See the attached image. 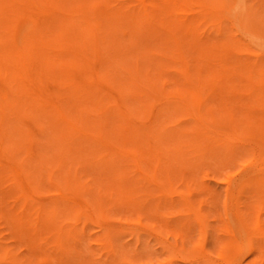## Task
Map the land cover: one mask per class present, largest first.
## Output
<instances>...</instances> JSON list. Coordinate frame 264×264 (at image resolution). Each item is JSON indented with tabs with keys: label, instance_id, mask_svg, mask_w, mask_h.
<instances>
[{
	"label": "rangeland",
	"instance_id": "374dc122",
	"mask_svg": "<svg viewBox=\"0 0 264 264\" xmlns=\"http://www.w3.org/2000/svg\"><path fill=\"white\" fill-rule=\"evenodd\" d=\"M197 1L201 0L189 1V12L185 8L188 7L187 2L181 3H186L183 7L190 16L198 8L195 7ZM125 2L128 4V0ZM129 2L130 5L136 0ZM223 2L226 7L221 10ZM203 4V14L195 13L196 18L190 17V24V20L182 18L184 24L190 25L184 43L195 46L204 42L213 48L209 49L214 50L207 51L208 57L216 53L213 55L216 59L220 54H226L236 64L238 61H249L251 65L258 61L256 66L264 70V0H203ZM44 7V3L40 4V8ZM191 7L195 9L191 11ZM29 12L33 17H41L42 14L40 9ZM9 14L0 0L2 44L7 49L13 48L15 57L18 56V66H15L14 62L12 64L6 60L4 46H0L2 245L22 258L19 260L25 264H264V196L258 194L259 190L255 191L251 187L253 190L249 189L255 191L251 193L245 188L247 186L242 189V183L236 190L241 189L245 194L235 195L236 190L230 188L233 193L229 190V184L221 180L223 171L216 166L220 159L207 158L210 160L202 164L200 160L190 162L186 159L189 154L168 157L157 167L160 183H170L176 191L170 199L165 198L164 194L160 198L162 192L159 193L155 188V191L151 190L153 186L150 187L145 179L130 183V177L134 175L130 160L127 166L122 167L123 158L102 147L94 137L118 144L119 137L111 130L114 123L109 111V106L119 101L117 91L103 87L100 94L106 96L102 97L103 106L98 107L93 96L86 98L97 83L95 79L77 74L73 75L74 78H65L61 66L54 62L40 66L38 56L43 51H39L38 41L33 42V47L22 46L17 38L14 46L13 26L21 24V16L9 17ZM117 21L121 25V22L127 25L132 21L128 27L123 24L126 27L124 30H118L125 33L126 37L133 31L137 34L140 28L145 30H142L144 34L147 33L146 27L139 26L135 22L137 19L131 15H125ZM112 32L114 30H110L113 38L118 39L117 34ZM133 35L126 40L135 41L137 37ZM153 40L148 34L142 41L151 45ZM226 40L236 46L229 51L232 55L227 53L231 45ZM143 42L137 43L145 47ZM220 43L224 48L218 47ZM195 63L202 77L211 78L213 92L207 103L215 108L241 106L237 115L240 124H260L258 121L264 118L260 116L264 115L261 114L264 111L255 112L260 110L259 105L255 106L256 110L251 107L260 100V106L264 105V99L261 98L264 95L259 97L257 93L256 98L260 99L258 101L255 98L253 103L252 95H246L248 89H245L246 94L242 91L248 85L249 89L255 85L261 88L259 84L264 82L258 83L256 79L262 80L264 74L261 73L264 71L259 68L252 70L251 67L254 72L261 71V76L252 72L256 80L252 82L256 84H251L247 68L243 70L233 66L235 63L230 64L236 71L246 75L247 84L241 79V87H238L239 84L236 89L232 84L237 78L232 82H219L215 72L220 68H214L213 72L205 62ZM107 69L110 77L119 74L115 69ZM71 82L77 84L72 86ZM127 98L131 99L130 95ZM84 106L86 108L83 111ZM244 108L250 110L249 113ZM59 111L72 119L78 130H86L90 136L84 138L75 129L66 127ZM252 112L260 115H250ZM97 118L109 119L97 125L94 123ZM2 132L4 135H1ZM144 145V142L140 143L136 149L128 145L126 149L142 153ZM150 165L152 170L156 167L153 161ZM252 166L248 171L258 169L259 162L255 161ZM240 174L243 176L245 172ZM241 175L237 181L241 180ZM135 177L140 178L137 175ZM249 181L245 183L248 187L251 186ZM232 184L234 189L239 187L235 186L234 180ZM233 195L241 197L237 199L240 205H235L237 202ZM54 198L56 202H47ZM187 205L191 206L190 210ZM194 211L201 217H197L199 215Z\"/></svg>",
	"mask_w": 264,
	"mask_h": 264
},
{
	"label": "bare ground",
	"instance_id": "6f19581e",
	"mask_svg": "<svg viewBox=\"0 0 264 264\" xmlns=\"http://www.w3.org/2000/svg\"><path fill=\"white\" fill-rule=\"evenodd\" d=\"M2 1L7 9V13H10L9 17L16 16L18 18L21 16V24L17 26L15 24L13 26L12 38L14 46L17 42V38L20 39L22 46L30 45L33 47V42L38 41L40 44L39 51H43V54L38 56L40 66H46L54 62V64H59L61 66L62 76L65 78H74L73 75L77 74L85 78L95 79L97 83L92 87V90L89 91L86 98H88V96H93L95 98L93 101L98 107L103 106V98L106 96V94L103 96L100 94L103 87L115 89L117 91L119 101L114 106H109V111L111 112V119L114 123V127L111 126V130H113V134L117 136V138L119 137L118 144H114L111 140L94 137L102 147L109 149L114 154H119L123 158L121 163L122 167L127 166V161L130 160L131 172H134V175H131V177L133 178L134 176V178L132 180L130 177V183H134L135 180L140 181L141 179H145L146 182L150 183V187L153 186L151 190L155 191V189H158L159 193L162 192L160 198L163 197L164 194L165 198L170 199L175 195L176 191L170 183H160L156 173L157 167L161 163H164L168 157H184L189 154L186 159L190 162L200 160L202 164H204L203 161L210 160L207 158H211V160L220 159V163L216 161V166L219 167L220 171H223L221 180L223 179L224 182L226 181L227 184H229V190H236V188H240L242 183H244L241 186L242 189L245 186H247L245 187L246 189L252 187L255 191L259 190L258 194L261 193L260 196H264L262 195L264 192H260V190L264 191V167H262V165H264V122H261L264 120V118H262L264 115L257 114L261 113L260 111H264L262 110L264 108L261 107L264 105L260 106V101L262 100L259 101L258 99L260 98H256L258 94L259 97L264 95L261 94L264 93V91H262L264 90L262 89L264 83H261L264 82V78L260 80L257 77L258 79H256L258 83H261L259 84V86H262L261 88L255 85V87H250L251 89H249L247 88L248 85L245 86L246 88L244 87L242 91L246 94L245 92L248 89L249 93L246 95L248 97L252 95L251 98H254L252 102L254 103V101H256L255 98L259 101L255 102L257 104L255 105L254 103V107H251V109L254 108L256 110L257 108H255V106L259 105L258 108L260 110L258 109L259 111H255L257 113L252 112L250 115L262 116L259 117L262 118L260 119L261 121H258L260 124L258 123L259 125L257 126L255 124L251 125L250 122H242L244 123L243 125L240 124L237 118L239 116L238 109L241 106L215 108L211 106L210 103H207V100L213 92L211 78L202 77L200 75L201 71L196 66L195 61L205 62L204 64L208 65L207 68H210L213 72L220 68L215 72L217 73L219 82H232L237 78L235 83L232 84L236 89L241 87V79L242 81L243 79L245 80V84H247V82L246 75L240 71H236L233 66H239V69L243 70L247 68L251 84H256V82H252L256 81L252 76L254 75L252 73L254 71L252 70H254V68L260 69L261 66H256L258 61H255L256 64L252 63L254 66L252 64L251 66L250 63H248L249 61H243V63L238 61L241 64H236L233 61L231 62L230 60L233 59L231 57H226V54H220L214 59L215 56L213 55L216 53L208 57L207 51L214 52V50H211L213 48L204 44V42L203 44L197 43L198 45L195 46L184 43V37L186 34H189L187 27L189 28V24L192 22L190 17H195V13L199 15L203 14V0L197 1L198 3L196 2L197 4L195 7L198 8L194 13L191 12L193 13L191 14L192 16L185 12L183 6L186 3L181 5L182 1L187 2L188 7L185 6V8H187V12H189V1L192 0H136V2H133L136 4L135 6H132L133 3L129 5V3H131L129 2L130 0H128V4L125 2L126 0ZM42 3L45 4L44 8H40V4ZM178 4L181 5V8H179ZM193 5L194 3L192 6ZM225 7L226 5L223 2L221 10H224ZM191 8V11L195 9L193 7ZM34 9H40L42 13L41 17L31 16L29 11ZM187 14L189 16H187ZM125 15H131L134 19H137L135 22L139 26L143 25L142 27H146L147 33L145 34L144 29H142L144 30L143 32L140 30V27V29L136 27V29H138L137 34L140 37L137 36L134 31L130 33L142 40H144V38L146 39L149 34L150 37L154 39L151 45L144 43L141 39V41H137V38L135 41L131 39L126 40L128 37H131L132 34L126 37L125 33L119 32L124 30L126 28L125 26L132 22L131 21L127 25H125L126 22H121L122 25L119 24L120 22L118 21V23L115 22L125 17ZM178 16L180 17L178 18ZM182 18L187 21L190 20L189 24H184L185 20ZM110 22L113 24H109ZM116 24L120 26L117 27ZM0 26L1 28L3 27L1 22ZM121 26H124V28ZM191 27L194 26L192 25ZM110 30H114L112 34H117L118 39L113 38L110 34ZM117 31L119 33H117ZM138 31H140L141 34ZM143 35L146 37H142ZM1 37L2 34L0 33V46L2 47L4 45L2 44L3 41ZM137 42H143L146 46L144 47ZM35 43L34 45H36ZM227 43L231 45L227 51V53L230 54L232 49H235L236 46H234L231 41ZM220 45L217 46L221 49L224 48L222 43H220ZM229 45H226L227 48ZM3 48L5 49H3V51H5L7 55L6 60L11 61L12 64L14 62L15 66H18V56L15 57L14 49H7L5 46ZM237 52L238 51H236V53ZM18 54H20V52H18ZM230 55H232V53ZM224 58L226 63H224ZM228 61H230V63H227ZM233 63H235L233 66L230 65ZM220 64L221 66H219ZM224 64L229 66L226 67L227 65ZM107 67L117 70L119 74L115 77H110L107 73ZM251 67H253L252 70L250 69ZM214 68L215 70H213ZM260 70L264 71L262 69ZM260 70H255L257 72L254 73L261 76ZM69 73H71V75ZM240 75H242V77H240ZM262 77H264V75H262ZM100 81L101 83H99ZM70 84L73 86V84L77 83L71 82ZM70 84L69 86H71ZM237 85L239 86L236 87ZM243 86L244 84L242 87ZM255 90L262 92H255ZM127 95H130L131 99H128ZM261 98L264 99V96ZM85 108L84 106L83 111ZM106 110H108V108L102 109L103 112ZM249 111L246 112L249 113ZM59 114L66 124V127L70 126L72 129H75L79 136H83L84 138L90 136L86 130H78L73 120L69 119L64 112L59 111ZM244 115L247 116V114ZM108 119L109 118H97L94 123L100 125ZM254 125L256 127H253ZM62 129H65V127H62ZM3 133L4 132H2L1 135H4ZM143 142L145 145L143 151L141 150L142 153L126 149L128 145L134 146L135 149L139 148L140 143ZM152 161L156 163V167H154L153 170L150 168V163ZM255 161L259 162L258 169L255 168L256 170L251 171L249 169L248 171V168H251L250 166H252ZM219 164H221V167ZM240 172H245V174L242 176ZM135 175L140 178L135 177ZM240 175L241 180L238 181L241 183L237 181ZM214 176H216V174ZM253 179H256L255 183H259H253ZM233 180L236 183L235 186L239 185V187H235L234 189V185L232 184ZM248 180L251 181H249V185H251L249 187L246 185L248 184L246 183ZM254 185L259 189H256ZM199 186L200 185H198V187ZM251 189H249V191H251ZM233 190L231 191L233 192ZM255 191H251V193ZM235 192L233 193L238 195V193L241 194L243 191L239 189ZM165 194L170 197L165 196ZM242 194L245 193L243 192ZM255 194H257V192ZM233 197V199L236 198L234 195ZM240 198L241 197H237L234 200L238 203H235V205H240L239 201H237V199ZM56 200L57 199L54 198L52 201L47 200V202H56ZM203 201L204 200H202V203ZM186 207L189 208V210L191 208V206L189 207L188 205ZM237 209L241 212L238 207ZM194 212L196 213L197 211ZM240 212L239 214L242 215ZM196 214L199 215L198 212ZM197 217L201 216L199 215ZM19 258L0 243V264H25V262L19 260Z\"/></svg>",
	"mask_w": 264,
	"mask_h": 264
}]
</instances>
